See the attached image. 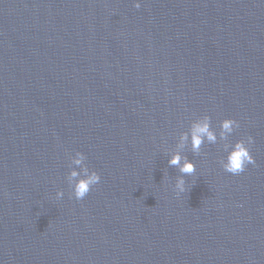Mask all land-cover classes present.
<instances>
[{"label": "water", "instance_id": "1", "mask_svg": "<svg viewBox=\"0 0 264 264\" xmlns=\"http://www.w3.org/2000/svg\"><path fill=\"white\" fill-rule=\"evenodd\" d=\"M0 264H264V0H0Z\"/></svg>", "mask_w": 264, "mask_h": 264}, {"label": "clouds", "instance_id": "2", "mask_svg": "<svg viewBox=\"0 0 264 264\" xmlns=\"http://www.w3.org/2000/svg\"><path fill=\"white\" fill-rule=\"evenodd\" d=\"M136 8H139L141 5L139 2L136 3ZM222 127V135L225 137L228 134H231L235 128L239 127V123L233 119H225L221 123ZM192 148L193 151L198 152L200 146L204 143V140L207 139L210 143H215L216 135L211 130V122L210 118L205 116L203 119L197 121L192 127ZM182 140L187 139V135L181 138ZM253 142L252 137H248L247 141L239 140L234 145L231 146V150L228 152L226 160L223 162V168L226 172L231 173L233 175H238L245 171L247 165L255 164V158L251 154L250 145ZM183 159V164H181V160ZM85 160V155L82 152H78L76 154V158L74 159V163L76 165H81ZM169 164L173 166H179L181 173L185 175H191L196 171V165L186 158L181 157L179 153L172 156L169 160ZM77 177H81V173L77 171H72L70 176L68 177L69 181L72 182L75 180L73 190L75 198L78 200H82L85 198L88 193L92 190L93 186L97 185L101 176L98 172L92 170L89 171L87 167L83 170V176L79 179ZM185 181L183 177L178 181L177 188L180 191H185L184 187ZM59 195H63V193H59Z\"/></svg>", "mask_w": 264, "mask_h": 264}]
</instances>
